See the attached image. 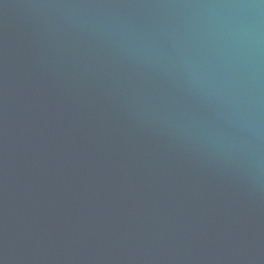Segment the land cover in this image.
<instances>
[{"label": "water", "instance_id": "95a60500", "mask_svg": "<svg viewBox=\"0 0 264 264\" xmlns=\"http://www.w3.org/2000/svg\"><path fill=\"white\" fill-rule=\"evenodd\" d=\"M0 264H264V0H0Z\"/></svg>", "mask_w": 264, "mask_h": 264}]
</instances>
